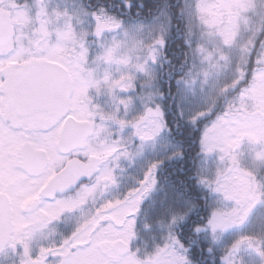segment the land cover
<instances>
[{
  "label": "snow or ice",
  "instance_id": "1",
  "mask_svg": "<svg viewBox=\"0 0 264 264\" xmlns=\"http://www.w3.org/2000/svg\"><path fill=\"white\" fill-rule=\"evenodd\" d=\"M0 264H264V0H0Z\"/></svg>",
  "mask_w": 264,
  "mask_h": 264
}]
</instances>
